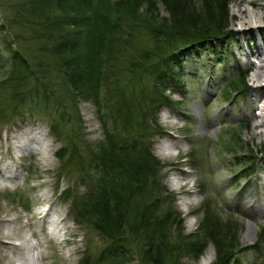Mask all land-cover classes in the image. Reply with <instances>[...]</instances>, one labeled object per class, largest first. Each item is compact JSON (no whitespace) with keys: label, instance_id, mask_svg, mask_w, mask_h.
I'll return each mask as SVG.
<instances>
[{"label":"rangeland","instance_id":"374dc122","mask_svg":"<svg viewBox=\"0 0 264 264\" xmlns=\"http://www.w3.org/2000/svg\"><path fill=\"white\" fill-rule=\"evenodd\" d=\"M254 5L229 0L228 35L210 43V55L204 48L193 49L192 53L184 51L181 65L177 59L170 61L172 67L164 72L163 86L171 105L161 106L155 115L144 106L127 103L142 85L150 86L153 82L154 77L141 72L133 76L121 72L118 76L117 88L128 98L115 100L113 90L106 88L99 107L84 97L67 100L70 122L60 121L58 112L40 110L27 103L14 108L0 105V224L2 219L14 218V226H26L19 234L34 229L31 242L40 243L38 250L43 254L40 264H81L85 256H97L109 243L93 228L91 220L76 217L72 210L73 199L95 186L89 167L92 154L100 152L105 144L102 124L112 135L127 127L122 130L126 138L144 132V141L152 144L151 152L158 161L156 181L164 191L162 208L171 207V211L180 215L182 230L178 237L184 238L183 245L192 244L194 248L191 253L183 251L185 246L183 252L175 251L167 264L214 263V247L207 241L203 244L204 233L200 230L206 209L224 226L232 249L238 246L227 264H264V242L257 245L258 241H264V137L257 134L264 127H255L261 122L259 107L264 102V79L257 82L252 78L258 45L264 44V17L255 30L248 24L239 25L247 8L264 16V6ZM155 10L158 18L167 17L160 4ZM4 15L0 6L2 102L8 100L5 81L14 67L12 50L7 49L13 37L4 27ZM10 48L20 49L16 44ZM152 61L157 74L158 59ZM240 76L246 91L230 94L227 99L224 94L227 82ZM106 97L117 102L116 105L113 102V113L108 110ZM124 109L128 125H122ZM34 134L48 145L47 154L29 150L35 146L32 142H27L28 149L14 147V137ZM44 196L49 198L48 203ZM38 207L39 213L34 214ZM50 207L49 220H56L53 209H57L66 227L63 230L59 223V232L52 239L46 229V218L42 217L45 212L40 213L46 208L50 211ZM173 237L175 244L180 243L178 237ZM19 238L11 242L16 244ZM193 239L197 242L193 243ZM137 246L134 248L138 253ZM198 250L202 253L195 259ZM210 250L212 259L203 262ZM24 255L22 250L15 249L14 253L3 250L0 264H18ZM137 261L133 259L131 264H138Z\"/></svg>","mask_w":264,"mask_h":264},{"label":"trees","instance_id":"16d2710c","mask_svg":"<svg viewBox=\"0 0 264 264\" xmlns=\"http://www.w3.org/2000/svg\"><path fill=\"white\" fill-rule=\"evenodd\" d=\"M228 2L0 0L6 13L4 27L13 37L7 49L12 50L14 65L5 81L8 100L2 102L0 97V105L14 108L27 103L58 112L60 121L70 122L67 100L84 97L99 107L106 88L113 90L115 100L124 99V91L117 88L118 76L121 72L130 76L141 72L154 77L153 82L126 97L127 103L144 106L155 115L161 106L171 105L163 86L164 72L172 67L170 61L177 59L181 65L184 51L192 53L193 49L204 48L210 55V43L227 37ZM158 4L166 18L155 16ZM13 44L20 49H11ZM154 58L158 59L156 67L160 66L157 74ZM227 87V99L230 94L246 91L241 76L230 79ZM114 99L106 97L112 113L117 103ZM124 108L127 111L126 105ZM125 109L122 125H128ZM102 126L105 144L92 154L89 167L95 186L73 199L72 210L76 217L91 220L93 228L109 243L97 256H85L81 264H131L136 258L138 264H167L168 257L184 246V252H194L192 244L183 245L184 238L178 237L180 215L171 207L162 208L164 191L156 181L158 161L151 152L152 144L144 141V132L126 138L122 130L127 127L112 135L105 124ZM202 226L203 244L210 242L215 250L213 264H227L238 246L232 249L224 226L207 209ZM173 236L180 243L175 244ZM133 245L139 247L138 253ZM197 253L195 259L202 252Z\"/></svg>","mask_w":264,"mask_h":264},{"label":"bare ground","instance_id":"6f19581e","mask_svg":"<svg viewBox=\"0 0 264 264\" xmlns=\"http://www.w3.org/2000/svg\"><path fill=\"white\" fill-rule=\"evenodd\" d=\"M241 1H245L248 5H251V3L255 4L253 7H261L260 5L264 6V3H260L259 0H241ZM263 13L262 12H257L256 10H251L249 8L246 9V16L243 17L241 16L239 19V25L243 26L244 24H248L250 26V28H252L253 30L258 29V25L257 22L259 20H262L263 18ZM244 30V29H243ZM254 65V71H253V75L252 78L254 81H259L260 79H264V44H259L258 45V49H257V54L255 56V61L253 62ZM262 86L264 87V83L262 84ZM260 111H261V122L256 124L255 127L257 126L258 128L260 127H264V102L260 105ZM257 134L261 135L264 137V130H260L257 132ZM14 147L16 149H28V145L27 142H32L34 143V147L33 149H29V150H34L35 152H38L40 154H47L48 150H47V144H42V140L40 137L34 135H27V136H21V137H14ZM46 156V155H45ZM46 158V157H45ZM45 203H48L49 198L44 196ZM262 204L264 205V200L262 202ZM39 209L40 207H38L37 210L34 211V214L39 213ZM50 211H48V209L45 211V213L43 214V219L46 218V224H49L50 226L54 227L52 229V231L50 232V239L54 238L53 234L58 233V225L60 223V226L63 230H65V224L62 222V219H60V214L58 212L57 209H53V211L57 214V218L58 221L53 220L50 221L49 217L51 216V210L52 207H50L49 209ZM40 213H43L40 212ZM264 213L262 212V215ZM14 219V218H13ZM13 219H2L1 220V224H0V252L5 250H9L12 253L15 252L16 250H22L24 251L25 255L23 257V261L20 260V262L18 264H36V262H40V259L43 257V254L41 253L40 250H38V248L40 247V243L39 241H34L31 242V237L34 236V234L36 233V231L34 229H26L25 232L23 234H19V230L22 229L23 224H18L19 226H14V220ZM60 221V222H59ZM45 222V221H44ZM11 223V226L10 224ZM17 225V224H16ZM249 230L248 233L251 234L253 233V226L250 224L249 226ZM18 236L20 237V243L17 242V244L12 243L11 240L12 239H16L18 238ZM7 257L6 255H4V258ZM213 257L212 251L210 250V252L208 253V255H206L203 258V262H209ZM31 261V262H29ZM29 262V263H28ZM9 264V263H7ZM40 264V263H39Z\"/></svg>","mask_w":264,"mask_h":264}]
</instances>
